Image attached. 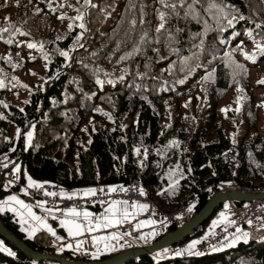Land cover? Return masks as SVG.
I'll use <instances>...</instances> for the list:
<instances>
[{"label": "trees", "instance_id": "obj_1", "mask_svg": "<svg viewBox=\"0 0 264 264\" xmlns=\"http://www.w3.org/2000/svg\"><path fill=\"white\" fill-rule=\"evenodd\" d=\"M0 2L13 11L5 14L0 5V163L11 170L12 162L19 164V185L9 191L0 186V200L8 193L26 199L31 187L22 192L24 174L72 195L136 179L153 210L162 214L192 197L197 213L222 184L264 186V135L253 95L254 88H264V75L250 83L253 71L264 69L257 47H264V0H80L85 16L60 40L46 7L61 0ZM203 11L211 16V26L204 24ZM71 47L70 56H64ZM228 53L239 56L235 75L220 62ZM9 61L41 69L38 85L22 84L28 98L20 105L6 103L17 94L11 95L12 79L18 81ZM233 88L238 100L222 107L221 117L218 109ZM196 92H204L200 105ZM188 97L195 104L183 112L163 110L165 102L179 105ZM229 203L242 206L224 203L174 247L201 240L221 214L230 217ZM116 206L122 205L88 206L85 212L101 214ZM0 223L32 251L82 262L146 248L178 228L169 223L146 247L127 239L131 246L94 260L83 252L40 246L12 212L0 211ZM260 226L264 229V220ZM166 251L124 264H264V238L253 240L249 232L209 254L193 249L159 257ZM0 264L61 263L36 261L0 237Z\"/></svg>", "mask_w": 264, "mask_h": 264}, {"label": "crops", "instance_id": "obj_2", "mask_svg": "<svg viewBox=\"0 0 264 264\" xmlns=\"http://www.w3.org/2000/svg\"><path fill=\"white\" fill-rule=\"evenodd\" d=\"M16 180H19V178H16ZM35 183L24 174V184L22 185L24 192L23 190L22 192L25 193V189ZM94 191L95 189H85L75 193L76 195H89ZM142 193L144 194V199L136 204H131L133 206L105 207L101 214H87V216L84 215L86 213L84 210L82 212L83 218H79L78 215H72L73 212L70 215H65L60 212V209L46 208L36 201L28 203L26 199L24 200L15 193H8L2 199L3 201H0V211H4L7 208V211L14 213L20 224L26 225L24 228L25 233L36 242L40 241L42 245H55L62 250L83 252V245L78 243V241H81L86 246L83 236L86 232H89L92 243L98 241L100 245L97 249L105 252L107 250L106 247L110 248L112 245L111 241L119 234H127V239L143 243L139 238L140 233L150 228L155 231L156 227L162 224V213L153 210L150 201L145 196L144 190ZM12 197H15V200H12ZM15 201H19V203ZM130 209H133V211ZM148 211L150 215H144ZM223 216L227 218L226 215ZM76 225L79 226V232H81L79 234H77ZM60 230L62 231L61 233ZM119 241L120 244L123 243L121 239ZM172 249H175V247ZM88 250L90 253L95 254L93 245ZM192 250L184 251L180 249L178 252L186 254ZM178 252L175 251L169 255H176Z\"/></svg>", "mask_w": 264, "mask_h": 264}, {"label": "built area", "instance_id": "obj_3", "mask_svg": "<svg viewBox=\"0 0 264 264\" xmlns=\"http://www.w3.org/2000/svg\"><path fill=\"white\" fill-rule=\"evenodd\" d=\"M19 185V180L13 178L12 170L5 164L0 163V184ZM220 192L238 191L243 194H261L264 186H242L235 183H227L218 186ZM141 185L136 179H132L127 185H117L113 189H104L95 192L93 195L80 198L78 195L66 194L64 189L52 183H40L32 185L26 197L28 203H33L34 199H39L49 208L61 209V211H84L88 206H104L108 204L131 205L143 200ZM141 199V200H140ZM196 197H192L188 202L181 205L171 212L162 214L163 222L156 227V235H161L169 223H177L182 226L188 223L195 214ZM230 217L215 221L211 226V231L200 245L198 252L209 254L212 251L236 236H243L246 232L250 233L253 240L259 239L264 235V229L260 226L264 220V200L243 203L241 207L229 206ZM144 215H150L145 212ZM225 219V220H224Z\"/></svg>", "mask_w": 264, "mask_h": 264}, {"label": "rangeland", "instance_id": "obj_4", "mask_svg": "<svg viewBox=\"0 0 264 264\" xmlns=\"http://www.w3.org/2000/svg\"><path fill=\"white\" fill-rule=\"evenodd\" d=\"M0 5L5 10V14L13 15V11L8 10L5 6H2L3 4H1V2H0ZM46 10L53 16V22L51 24V29H52L53 34L56 36V38H55L56 40H60L66 36H69L73 31H75L76 27L80 24L81 19L85 16V13H86V11L82 12V10H81L80 0H68V2H65V0H61V2L58 4L47 5ZM202 13H204L203 14L204 24L211 26V23H210L211 16L208 14V11H203ZM19 37H20L19 34H14V38L16 40H18ZM24 39L25 40L28 39V36L25 35ZM82 39H80V40H82ZM76 41H78V40H76ZM250 49L253 50L254 49L253 46H250ZM72 50H73V47H71L69 50L64 52V53H67L66 57L70 56ZM13 61H15V60H13ZM238 61H239V56H237V55L236 56H230V54L228 53L227 56H225L224 60H222L220 62L225 67V69L227 66L229 68V70L231 71V73H234V75H235V73L237 72V68H238ZM11 62L12 61H9L8 64L14 65V73L16 76L15 78L18 79L17 82L15 81L14 78L12 79L14 82L12 81V85H10V88L14 92L11 95L13 96L16 93L17 94L15 96L11 97L10 99H8L6 101V103L13 102L14 104L20 105L25 101V99L28 98V93L22 87V84L23 85L26 84L28 86L38 85L40 82V78H41V69L38 66H35V67L26 66L24 68V66L21 63L12 64ZM256 70H257V68H256ZM263 75H264V69L260 70V71H253V73L251 75L250 83L251 84L256 83L255 81L257 79L261 78ZM203 89H205V88H203ZM238 93H239V91L237 90V88H233L230 91V93L228 94V96L225 98L226 100L224 102H221L222 105L218 109V112H219L221 117L223 116V111H222L223 108L222 107H226V108L230 107L231 103L234 100H238V99H235ZM194 95H195L194 98L196 99L195 103H199V105H200V99L204 96V92H202V93L196 92ZM253 95L256 98V102H257L256 105L260 106L259 107L260 122L258 123V125H259L258 129L261 131L262 135H264L263 130H262V129H264L263 128L264 127V88L263 87L254 88L253 89ZM243 98H245V96H243ZM190 102H192V103H190ZM195 103L191 100V97L183 99L179 105L174 103V102L169 103V104L167 102H165L163 104V110L170 109L171 112L178 114V113L183 112L190 105H193ZM206 108H207L206 109V111H207L209 108L208 107H206ZM166 126H169V125H166ZM243 131H244V126L241 124V125H239L240 137L243 135ZM12 163H13V167H12L13 178L14 179L19 178V164L14 163V162H12ZM1 187H2V190H5V191H9L11 189V185L6 184V183L1 184ZM23 192H24V190H23ZM95 192L96 191H94L92 194H89V195L78 194V196L80 198H82V197L85 198V197H89V196L93 195ZM141 194H142L141 199H144V194L142 193V191H141ZM262 194H264V191L260 195H262ZM251 195L257 196V194H253V193ZM261 200L262 199H257V201H261ZM0 201H3V200H0ZM229 205H233V203H229ZM60 212L65 214V215H70L72 212H76V213L80 214V215H78L79 218H83V214H82L83 211H76L75 209H70L69 211L64 212V211H61V209H60ZM218 218L221 219V217H218ZM214 223H215V219L212 220L210 225L212 226ZM210 232H213V231L210 230L208 233H210ZM79 233H81V232L77 231V234H79ZM88 233L89 232H86L85 235L83 236L85 243H86V246L81 241H78V243H81L83 245V247H82L83 254H89L91 256V258H93L95 260V259L99 258V256L101 255V253H103V251H100V249H97L98 246L100 245V243L98 241L92 243L91 237ZM127 236H128L127 234H125V235L119 234L117 237H114V239L111 241L112 245L110 246V248L106 247L107 250L105 252H115V251H118L120 249H124L127 246H131V242L129 240H127ZM139 238L143 242L142 243L144 245L143 247H146L148 244H150L156 238V232L151 228L147 229L146 231L140 233ZM263 238H264V235H263ZM120 239H121V241H123L122 244L119 243ZM77 240H79V239H77ZM197 240H199L200 243H199V245L198 244L195 245L194 249H200V245L203 241V239L200 240V238ZM37 243L40 246H44V245H42V243H40V241H37ZM91 243L94 246L95 254L90 253L88 250V248H90V246H91ZM105 243H107V242H105ZM191 244H193V243L190 242L189 244H185L183 246L184 248L176 247L175 249H172V248L171 249H164L165 251L166 250L167 251L164 253H161L159 257L165 256L164 254H166V253L171 254L172 252H175V251L178 252L180 249L186 251L189 248V245H191ZM221 245H219V246H221ZM218 247L216 249H218ZM140 249H142V248H140ZM191 253L192 252H190L189 254H191ZM179 254L184 255L185 253L182 254L181 252H178V254H176V255H179Z\"/></svg>", "mask_w": 264, "mask_h": 264}, {"label": "water", "instance_id": "obj_5", "mask_svg": "<svg viewBox=\"0 0 264 264\" xmlns=\"http://www.w3.org/2000/svg\"><path fill=\"white\" fill-rule=\"evenodd\" d=\"M257 199H264V194L254 196L251 194H243L238 191H231L228 193L216 192L210 197L206 205L199 212L194 214L193 218L188 223L178 227L174 231L168 232L162 238L152 243V245L143 249L140 248L130 249L122 253H119L111 258L104 260H96L91 262L70 261V260H64L61 257L41 255L38 252L32 251L22 242L15 239L4 229L1 223H0V237L10 241L26 256L36 261L50 260L61 264H124L141 255L162 251L164 249H169V248H173L174 246H177V244L184 241V239L191 236L193 232H195L199 227L203 226V224L208 222L213 217L215 212L221 206H223L224 203L234 201L243 204L247 202H252Z\"/></svg>", "mask_w": 264, "mask_h": 264}, {"label": "snow or ice", "instance_id": "obj_6", "mask_svg": "<svg viewBox=\"0 0 264 264\" xmlns=\"http://www.w3.org/2000/svg\"><path fill=\"white\" fill-rule=\"evenodd\" d=\"M164 19V17H163V15H161V20H163ZM229 23H231V21H229ZM163 27V24H161V28ZM159 30V29H158ZM5 31H6V29H5ZM29 47H35V45H29ZM257 47H258V49H259V52H260V54L261 55H264V47H261L259 44L257 45ZM64 56H67V53H62ZM253 62H255V61H253ZM262 83H264V81H261ZM12 200H15V197H12L11 198ZM16 203H19V201H15ZM72 215H80L79 213H76V212H73L72 213ZM85 216H87V213H85L84 214ZM76 228H77V231L79 232V226L78 225H76L75 226ZM197 243H199V241H197V242H194L193 244H191V245H189V248L187 249L188 251H190V250H192V249H194L195 248V245L197 244Z\"/></svg>", "mask_w": 264, "mask_h": 264}, {"label": "bare ground", "instance_id": "obj_7", "mask_svg": "<svg viewBox=\"0 0 264 264\" xmlns=\"http://www.w3.org/2000/svg\"><path fill=\"white\" fill-rule=\"evenodd\" d=\"M257 195H260V194H257ZM262 200H264V199H262Z\"/></svg>", "mask_w": 264, "mask_h": 264}]
</instances>
